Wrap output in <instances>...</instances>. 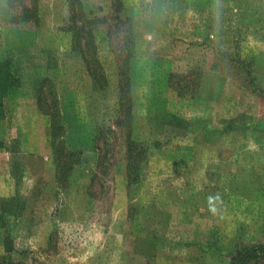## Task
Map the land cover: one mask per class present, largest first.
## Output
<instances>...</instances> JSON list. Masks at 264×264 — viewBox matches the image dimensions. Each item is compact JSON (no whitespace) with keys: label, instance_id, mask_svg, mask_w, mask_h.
<instances>
[{"label":"rangeland","instance_id":"374dc122","mask_svg":"<svg viewBox=\"0 0 264 264\" xmlns=\"http://www.w3.org/2000/svg\"><path fill=\"white\" fill-rule=\"evenodd\" d=\"M32 1L0 0V59L22 76L0 138L6 264H230L264 244V0H37L38 22L16 23ZM80 4L104 89L72 46ZM129 30L137 174L119 105ZM45 75L76 155L68 181L37 106Z\"/></svg>","mask_w":264,"mask_h":264},{"label":"trees","instance_id":"16d2710c","mask_svg":"<svg viewBox=\"0 0 264 264\" xmlns=\"http://www.w3.org/2000/svg\"><path fill=\"white\" fill-rule=\"evenodd\" d=\"M20 2V0H13V5ZM33 6L21 7L19 16H16V23H37L38 22V7L37 0L31 2ZM73 17L70 21L69 30L72 33V46L75 51L78 52L81 59L86 65L89 75L94 82V86L99 89H104L108 86V80L104 67L99 59L96 47V35L91 28V24H95V20H87L84 7L80 4L73 8ZM14 21V22H15ZM127 33L124 40L121 42L123 51H126V57L123 58L124 64L120 68L119 74L124 79V84L120 86V107L127 108V115L125 120V126L129 131L127 137L128 140V160L129 168L133 170V173L137 174L139 170V163L143 158H146L147 149L141 142L133 139L131 129L134 125V117H132V76L130 75V61L133 56L132 48L134 47V40L131 30ZM134 49V48H133ZM46 76V77H45ZM39 82L37 88V106L41 113L51 118V139L54 150V155L57 164V173L59 180L68 181V175L73 165L68 164L67 160L73 159L74 152L66 153L63 142L60 141L63 136V124L61 122L60 109L57 105L58 101L53 95L55 92H50L49 87L46 89L49 83V78L45 75ZM172 77V75H170ZM169 77V78H170ZM123 80H121L122 82ZM121 84V83H120ZM22 86V76L17 68L15 61L12 58L0 59V138L2 135V123L4 118V103L6 98L14 95L15 92ZM48 91V92H46ZM50 95L51 100L47 101V96ZM65 134V133H64ZM73 153V154H72ZM76 156V155H75ZM75 164L79 163V160H74ZM131 172V171H130ZM131 172V176H132ZM132 182L136 181V178L132 177ZM6 253L13 251L12 243L9 239L5 242ZM6 256L0 257V264H6ZM230 264H264V244H250L240 247L237 252L231 257Z\"/></svg>","mask_w":264,"mask_h":264}]
</instances>
